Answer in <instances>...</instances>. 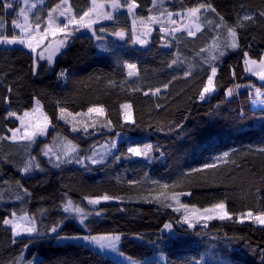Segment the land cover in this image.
Returning <instances> with one entry per match:
<instances>
[{"label":"trees","instance_id":"trees-1","mask_svg":"<svg viewBox=\"0 0 264 264\" xmlns=\"http://www.w3.org/2000/svg\"><path fill=\"white\" fill-rule=\"evenodd\" d=\"M201 1L211 3L216 13L202 10L201 30L195 36L187 31L165 36L160 25L153 24L148 43L141 46L132 35L133 17L124 9L114 20L93 25L96 36L100 28L109 34L123 29V48L98 53L93 31L80 29L68 38L51 65L39 62L36 71L31 51L0 44V136L17 126L7 113L20 115L37 99L51 124L32 143L0 140V264H19L23 252L25 260L37 256L35 264H119L81 243L56 242L58 236L100 234L120 235L119 251L144 264H159L155 256L163 257V264H264V225L234 218L188 227L181 224L174 201L169 199L173 206L166 207L153 198L159 193L184 192L191 195H182L181 203L198 208L225 199L231 212L264 210V154L256 150L264 147V106L251 104L254 88H264V82L247 75L243 63L245 51L256 60L264 54V16L260 15L264 0ZM136 2L140 4L136 15L146 17L150 0ZM4 3L0 0V19L4 20L0 31L11 38L17 34L11 23L18 6L6 12ZM57 3L60 0H42L35 11L47 15ZM196 3L165 0L164 7L176 13ZM68 5L79 15L91 7V0H68ZM245 14L252 19L237 27L239 47L211 60L218 56L211 47L214 38L222 45L227 35L216 27L220 17L234 26ZM173 18L178 24L187 21ZM107 41L119 42L116 38ZM174 59L177 63L169 67ZM209 62L217 68L215 91L201 100L199 93L211 74ZM125 63L136 64L139 75L129 77ZM189 70L191 75L186 76ZM157 87L159 94L144 95ZM229 88H235L234 94L226 97ZM124 103L132 105V121L124 119L120 108ZM91 106H103L105 116L91 114L100 122L85 132L78 121L91 124V120L76 114L87 113ZM60 108L72 113L75 121L73 116L60 118ZM107 121L110 125L104 126ZM73 126L79 130L73 131ZM117 136L116 149L103 162H76ZM69 141L76 146L70 156L54 160L44 154L46 148L59 154L60 143ZM145 144L152 146L147 156L128 152L129 147ZM225 151L229 157L216 159ZM29 158L39 168L25 174L21 169ZM65 159L71 162L62 163ZM206 163L216 167L205 169ZM165 184L167 189L162 188ZM104 194L119 199L94 208L85 205V196ZM69 200L92 213L85 229L64 213ZM13 211L32 217L37 234L14 238L11 228L2 223ZM165 224L172 226L174 234L163 230ZM57 225L61 227L51 234Z\"/></svg>","mask_w":264,"mask_h":264},{"label":"snow or ice","instance_id":"snow-or-ice-1","mask_svg":"<svg viewBox=\"0 0 264 264\" xmlns=\"http://www.w3.org/2000/svg\"><path fill=\"white\" fill-rule=\"evenodd\" d=\"M42 2V0H41ZM27 3V0H25ZM151 8H148V15L146 17L137 16L135 10L140 8V4L136 2V0H105L104 3H98V0H91V7L87 10H83L82 14H75L73 12V8L68 5V0H60V3L55 4L54 7L47 14L46 22H42L39 15L36 16L33 22H29V9L21 8L19 10L18 16L23 17V23L18 22V20H13L12 24L15 29L20 30V35H13L9 38L7 35H4L2 31H0V44L7 45H15L20 44L31 50L33 53H37V49H41L40 52L37 53V59L35 61L34 66L39 67V61L46 60L49 65L53 63V58L56 56L60 50L66 46V42L68 38L75 32L80 29H88L93 31V35L96 36V32L93 30V25H95L99 20H114L115 17L113 13L118 12L121 8H126L127 14L132 16V35L134 37V42L140 43L142 45L147 44V37L153 31L151 25L159 24V31L164 33L165 36H175L176 33L181 31H187L189 36H195L196 32L201 30V18H202V10L203 12H211L216 13V9L212 6L211 3L201 2V0H197V3L191 7H187L181 12L173 13L164 7L165 0H150ZM3 8L9 9L12 8V3H4ZM110 6L111 11H106L105 8ZM32 8H35L36 5L32 4ZM217 15H219L217 13ZM261 16H264V11L260 12ZM174 16H180L182 18L187 19V23L178 24V21L174 19ZM252 17L245 14L242 18H239L238 22L234 26H228L224 23V18L220 17V23L216 24L217 28H222L226 30L227 35L224 37V43L221 45L217 42L216 38H214L212 48L218 51V56L213 55L211 60L218 59L219 56H223L228 49H237L239 47L237 41V27H244L243 21L251 20ZM205 22L212 23L211 21H207L205 18ZM44 23V27L41 30V25ZM4 20L0 19V29L3 28ZM194 26V30H193ZM100 32L106 31L104 28L99 29ZM58 34H63V38L56 39ZM114 35L120 37L121 39L125 36V31L121 29L120 31H116ZM52 39H49V38ZM96 38L102 39L100 36H96ZM163 39V37H162ZM45 41H48L47 44ZM168 46V45H166ZM244 60L243 63L245 65V70L253 75H258L259 78L264 81V54H262L259 60L249 58L248 52L245 51L243 53ZM177 61L174 59L172 64L169 65L171 67L173 64H176ZM211 74L207 76V82L203 85L202 90L199 93V98L204 100L206 98V94H210L215 91L214 86V77L217 73V68L214 65H211ZM128 69L127 75L129 77L138 76L137 65L129 63L126 65ZM65 73L61 72V76ZM186 76L191 75V70L185 72ZM233 76H235V72L233 71ZM168 83L163 84V88H167ZM238 87V86H237ZM139 91V88L134 89ZM160 88H150L148 91L144 92V95H155L160 92ZM233 89L227 90V95L231 96ZM120 108L124 110L123 116L125 121H132V105L129 103H124L120 105ZM60 118H65V116H73L72 113H68L65 108H60ZM95 114L96 117L105 116V108L103 106H91L87 109V113L76 114L77 116H87L89 120H91V124L87 123L83 119L78 121L83 124L84 131L87 132L89 127L95 128L97 123L100 121L93 118L91 114ZM8 117H16L20 121V127L17 128H9L8 132L11 133L10 136H0V140H10L12 142L19 141H28L32 143L35 141V137L38 135H44L49 126V117L42 111L40 101L37 99L35 102V107L29 111H25L22 116H18L16 112L9 111L7 113ZM76 117L73 116V120L75 121ZM111 121H107L104 126L110 125ZM73 131H78L75 126L72 128ZM68 144H71L69 141ZM152 146L145 144L143 147H129L128 152H130L134 156H147L148 152L151 150ZM261 154H264V147H260L256 149ZM50 151V150H48ZM48 151H45L44 154L48 155ZM76 151V146L72 145L70 150H66L65 156L67 157L71 153ZM95 153L91 157L78 158L76 160L77 163L82 162V159H89L93 164L98 162H103V157L98 161L95 158ZM229 157V153L225 151L222 157H217L218 160H224V158ZM59 159V157H58ZM119 159V157H116ZM63 162H71V160L65 159ZM226 162V161H225ZM59 167V164H56ZM205 169L215 168V163H206L203 165ZM39 168V164L35 163L34 158H29L23 165L21 171L25 174L30 173L34 169ZM193 171H199V169H194ZM22 187V186H19ZM169 186L167 184L162 185V188L167 189ZM27 190H25L26 192ZM182 195H191V193L184 192H172L170 196H165L164 200H172L175 202L177 207L174 209L176 211L183 210V223L188 224L189 227H194L195 223L200 221H211V220H233L237 219L239 222L243 223L245 219H250L253 223L264 225V210H260L258 212H254L252 210H248L246 212L235 213L231 212L227 208V202L225 199H220L218 202L212 203L208 207L198 208L195 205H189L187 203H181L180 197ZM21 197H17L20 199ZM85 200H87L89 205H99L102 201H111L113 199H119L118 197H114L108 194H104L96 197L85 196ZM164 200H161L159 197L156 198L157 203L162 204V206L172 207L171 203H164ZM151 202V201H149ZM64 211L67 213H76L80 217V223L84 224L85 219L92 215L91 212H85L83 208L79 206H74L73 202L69 200L64 207ZM95 215H100V212H95ZM12 218H4L2 223L4 225H10L11 231L15 236H19L22 233H26L29 236L33 233H37V228L35 226L34 219L30 218L27 214L17 216L16 212L13 211L11 213ZM56 227L51 228V232H57ZM164 227L166 229L171 228V225L165 224ZM60 239H70V240H83L90 244H95L100 246L101 248L108 247L115 249L116 244L120 241L121 237L119 235H107V236H92V235H83V236H65L59 237ZM28 245H25L27 248ZM28 264H32L31 261ZM132 264H136L135 261Z\"/></svg>","mask_w":264,"mask_h":264},{"label":"rangeland","instance_id":"rangeland-1","mask_svg":"<svg viewBox=\"0 0 264 264\" xmlns=\"http://www.w3.org/2000/svg\"><path fill=\"white\" fill-rule=\"evenodd\" d=\"M1 1H3V2H11L12 3V5L14 6V4L15 5H17L18 6V11L15 13V20H18V22H20V23H23V17L22 16H18V13H19V10L21 9V8H25V9H29V11H28V15H29V22L31 23V22H33L34 20H35V18H36V16L37 15H39L40 16V18H41V21L42 22H46V20H47V15H41V13H40V11H35V8H32L31 7V5L32 4H35V5H41V0H27V3H25V0H1ZM105 2V0H98V3H104ZM124 9H126V8H121L118 12H115V13H113V15L115 16V15H117V14H119L120 13V11L121 10H124ZM6 10V12H8V11H10L11 10V8H9V9H5ZM105 10L106 11H111V8H110V6H108V7H106L105 8ZM48 14V13H47ZM110 20H105V19H101V20H99L96 24H99V23H106V22H109ZM188 21H186L185 23H187ZM11 25L13 26V24L11 23ZM44 27V23H42V25H41V30H42V28ZM13 28H14V26H13ZM14 31L17 33L16 35H20L21 33H20V30L19 29H15L14 28ZM117 31H120V30H117ZM99 35H100V37H102V39H97L96 38V36H94L93 35V37H94V40H95V45H96V49H97V52L98 53H104V52H107L109 49H111L112 47H114L115 49H121V48H123L124 47V45H123V41H119V42H117L118 44L117 45H115V44H113V43H110L109 41H107V40H112V39H115L116 38V35H114V34H109V33H107V32H100L99 31ZM60 38H63V34H58V36L56 37V39H60ZM49 39H52L51 37L49 38ZM47 42L48 41H45V43L47 44ZM137 43V42H136ZM137 44H140V43H137ZM15 45H18V46H21V47H24V46H22V45H20V44H15ZM144 45H146V44H144ZM144 45H141V46H144ZM66 47V46H65ZM65 47H63L61 50H60V52L62 51V50H64V48ZM25 49H27V50H29V51H31L30 49H28V48H26V47H24ZM41 51V49H37V53L38 52H40ZM33 53V52H32ZM37 53H33V55H34V58H35V61H36V59H37ZM58 54V53H57ZM56 54V55H57ZM256 60V59H255ZM39 62H47L46 60H41V61H39ZM127 64H129V63H125V67H126V65ZM36 68L37 67H35L34 66V71H36ZM127 71H128V69H127ZM246 71V70H245ZM246 74L247 75H249V76H252V77H255L258 81H260V82H264V81H262L260 78H259V76L258 75H253L252 73H249V72H247L246 71ZM236 88V87H235ZM235 88H229V89H233V92H232V95L234 94V90H235ZM228 90V89H227ZM227 90L225 91V96L226 97H231V96H229V95H227ZM160 93V92H159ZM159 93H157V94H159ZM213 93V92H212ZM212 93H210V94H212ZM210 94H206V97L208 96V95H210ZM262 94H264V88H261V87H255L254 88V95H255V97L251 100V104H252V106L254 107V108H260V107H263L264 106V98L262 97ZM35 102H36V100L33 102V105H32V108L31 109H29V110H27V111H29V112H31V110L35 107ZM41 105V104H40ZM41 109H42V107H41ZM42 111H43V109H42ZM25 112V111H24ZM24 112H22L20 115H18V116H22L23 115V113ZM44 112V111H43ZM10 120H15L16 121V123H17V126L15 127V128H17V127H20V121L16 118V117H8ZM51 128V124L49 123V126H48V128H47V130L48 129H50ZM11 135V133L10 132H8V130H7V136H10ZM38 136H42V135H38ZM119 139H120V136H117L116 137V139L115 140H113L112 142H110V143H106V144H104V145H101V146H99V147H97L98 149L97 150H94L91 154H89L87 157H91V156H93V153H95L96 155H95V158L99 161L100 160V158L101 157H103L104 159L106 158V156L108 155V154H110L113 150H115L116 149V146H117V143H118V141H119ZM60 148H61V151L59 152V154H58V152H56V151H53V149H51V148H46V151H48V150H50V151H48V155H46L47 157H51L52 159H54V160H57L58 159V157L60 158V157H63V156H65V152H66V150H70V148H71V146L72 145H70V144H68L67 142H63V143H60ZM71 154H73V153H71ZM70 154V155H71ZM70 155H68V156H70ZM89 160V159H88ZM87 160V161H88ZM89 161H91V160H89ZM88 161V162H89ZM169 196L168 194H166V193H159V194H157L156 195V197H153V198H157V197H159L161 200H164V197L165 196ZM84 202H85V205L88 207V208H94V207H96L97 205H89L88 204V202H87V200H84ZM102 202H108V201H102ZM164 203L165 204H167V203H169V200H164ZM67 204V203H66ZM73 205L74 206H78V205H76L75 203H73ZM162 205V204H161ZM175 206V205H174ZM65 207V206H64ZM177 207V205L174 207V208H176ZM63 211H64V208H63ZM177 212H179L180 214H181V218H180V222H181V224H183V225H186V226H188V224H185V223H183V210H181V211H177ZM64 213H66V214H68L70 217H73L74 218V220H75V223L79 226V227H81L82 229H85V227H86V219H85V221H84V224H81L80 223V217L76 214V213H67V212H65L64 211ZM21 215H24V214H21ZM21 215H17V216H21ZM29 216V215H28ZM30 217V216H29ZM8 218H12V216H10V217H8ZM30 218H32V217H30ZM33 219V218H32ZM245 220H249V219H245ZM35 221V220H34ZM203 223V222H206V221H200V222H198V223ZM198 223H195V224H198ZM7 226H9L10 228H11V226L10 225H7ZM35 226H36V228H37V224H36V221H35ZM61 227V225H59V227H57V231H58V229ZM189 227V226H188ZM167 234H169V235H172V234H174V230H173V228H172V226H171V228H169V229H166L165 227H164V229H163ZM50 233L51 234H55L56 232H51L50 231ZM37 233H33V234H31V236H33V235H36ZM12 235H13V237L14 238H18V237H25V236H29L28 234H26V233H22L21 235H19V236H15L13 233H12ZM107 235H118V234H100V235H92V236H107ZM77 236H83V235H77ZM120 236V235H119ZM59 237H65V236H58L57 237V239H56V242H58V243H62V242H76V243H81V244H83V245H85V246H87V247H89V248H91L92 250H94V251H96V252H98V253H100V254H103V255H105V256H107V257H109L110 259H112L113 261H115V262H117V263H119V264H132V262L133 261H135L136 262V264H144V262H141V261H137V260H134V259H132V258H130L129 256H127V255H125V254H123V253H121L120 251H119V242L116 244V247H115V249H113V248H108V247H104V248H101L100 246H98V245H95V244H90V243H87V242H85V241H83V240H70V239H60ZM24 256H25V252H23L22 254H21V257H20V259H19V264H28V262L29 261H31L32 262V264H35L36 263V261H37V256H34L32 259H30V260H25L24 259ZM154 258H156L158 261H159V264H163V257H161V258H159V257H154Z\"/></svg>","mask_w":264,"mask_h":264},{"label":"water","instance_id":"water-1","mask_svg":"<svg viewBox=\"0 0 264 264\" xmlns=\"http://www.w3.org/2000/svg\"><path fill=\"white\" fill-rule=\"evenodd\" d=\"M116 39H117L118 41H122V39H121L120 37H118V36L116 37Z\"/></svg>","mask_w":264,"mask_h":264},{"label":"built area","instance_id":"built-area-1","mask_svg":"<svg viewBox=\"0 0 264 264\" xmlns=\"http://www.w3.org/2000/svg\"><path fill=\"white\" fill-rule=\"evenodd\" d=\"M62 79H63V77H62Z\"/></svg>","mask_w":264,"mask_h":264},{"label":"crops","instance_id":"crops-1","mask_svg":"<svg viewBox=\"0 0 264 264\" xmlns=\"http://www.w3.org/2000/svg\"><path fill=\"white\" fill-rule=\"evenodd\" d=\"M202 2V1H201Z\"/></svg>","mask_w":264,"mask_h":264}]
</instances>
